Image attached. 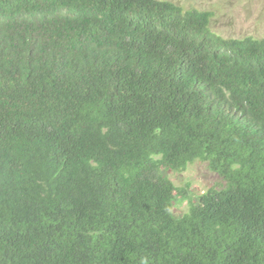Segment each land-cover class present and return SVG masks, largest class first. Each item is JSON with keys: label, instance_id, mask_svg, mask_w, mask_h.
Listing matches in <instances>:
<instances>
[{"label": "trees", "instance_id": "obj_1", "mask_svg": "<svg viewBox=\"0 0 264 264\" xmlns=\"http://www.w3.org/2000/svg\"><path fill=\"white\" fill-rule=\"evenodd\" d=\"M212 15L0 0V264H264V37Z\"/></svg>", "mask_w": 264, "mask_h": 264}, {"label": "rangeland", "instance_id": "obj_2", "mask_svg": "<svg viewBox=\"0 0 264 264\" xmlns=\"http://www.w3.org/2000/svg\"><path fill=\"white\" fill-rule=\"evenodd\" d=\"M185 7L212 12L211 28L224 37L251 35L264 37V0H171ZM166 175L189 196L203 193L207 188L221 184V178L209 170L206 162L193 161L182 171L169 170ZM188 208V201L177 199L172 212L180 215Z\"/></svg>", "mask_w": 264, "mask_h": 264}]
</instances>
